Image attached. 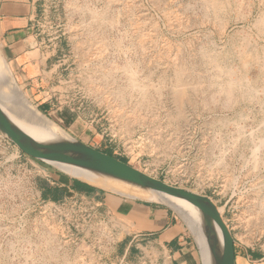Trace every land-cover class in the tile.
I'll return each instance as SVG.
<instances>
[{"label":"rangeland","instance_id":"1","mask_svg":"<svg viewBox=\"0 0 264 264\" xmlns=\"http://www.w3.org/2000/svg\"><path fill=\"white\" fill-rule=\"evenodd\" d=\"M258 4L42 0L34 35L48 60L47 90L26 89L6 64L31 106L74 138L209 197L244 264H264V147H255L264 140V41L254 47L245 36L264 10ZM249 6L252 17L234 24ZM230 80L241 85L227 89ZM39 164L48 166L0 134V264H176L168 244L138 235L101 200L46 198ZM76 180L102 197L167 210L202 264L194 234L171 206Z\"/></svg>","mask_w":264,"mask_h":264},{"label":"crops","instance_id":"2","mask_svg":"<svg viewBox=\"0 0 264 264\" xmlns=\"http://www.w3.org/2000/svg\"><path fill=\"white\" fill-rule=\"evenodd\" d=\"M41 1L0 0L1 51L19 82L33 92L40 89L46 91L48 87L46 79L48 60L42 55L37 36L34 35L38 6H41ZM44 103L47 104V100L41 99L40 105ZM39 166L41 167L39 169L43 171L44 179L42 194L49 200L61 202L68 197L78 195L83 198L91 197L94 200H101L109 213L126 218L138 228L139 230L136 231L138 235L147 233L160 239L163 244H168L176 264H198L195 261V250L188 236L167 210H151L140 202L115 198L108 194L102 197L99 190L91 186L87 187L83 181L72 179L51 167L41 166V164ZM235 264L244 263L235 259Z\"/></svg>","mask_w":264,"mask_h":264},{"label":"water","instance_id":"3","mask_svg":"<svg viewBox=\"0 0 264 264\" xmlns=\"http://www.w3.org/2000/svg\"><path fill=\"white\" fill-rule=\"evenodd\" d=\"M0 53L4 58L1 48ZM4 60L9 66L7 60L5 58ZM62 130L66 132L64 129ZM0 134L13 143L23 154L54 169L59 170L58 165H65L81 169L87 175L96 176L103 180H116L125 187L140 191L147 197L151 196L152 193L157 195L159 201H153L166 206L172 204L168 199L189 204L202 213L208 236L215 240L213 264H235L234 239L223 221L219 209L209 197L171 186L151 177L129 164L74 138L67 132L69 138L57 139L53 137L50 140L39 141L13 122L1 105ZM60 172L68 174L63 169Z\"/></svg>","mask_w":264,"mask_h":264},{"label":"bare ground","instance_id":"4","mask_svg":"<svg viewBox=\"0 0 264 264\" xmlns=\"http://www.w3.org/2000/svg\"><path fill=\"white\" fill-rule=\"evenodd\" d=\"M258 5L260 7H262L261 9H263L264 0H259ZM259 6H258V8H259ZM256 12H257V10H256ZM253 13H254V7L249 6L248 13L246 15H242V16L240 15L237 18H235L234 24H238L240 22H242V23L246 22L248 20V18L252 17ZM224 30H226V26L224 27L223 31ZM253 32H255L256 34H254ZM245 36L252 42L251 43L248 40L250 42V44H252L254 47H258L260 41H264V10L263 11L261 10L260 12L257 13V17L253 20L252 28L250 30V34L248 35L246 33ZM261 52H262L261 53V55H262L261 66H263L264 65V45L262 46ZM255 60L257 61V58ZM10 71L6 67V62L4 61V59L0 55V105H1L2 109L5 111V113L7 114V116L13 122H15L17 125H19L23 130H25L27 133H29L30 135H32L34 138L38 139L39 141L50 140L53 137L57 138V139L69 138V136L66 134V132H64L58 126V124L56 125L53 121H51L50 119H48V118L44 117L42 114H40L23 97L20 90L16 86ZM227 78H229V77H227ZM241 82L242 81H240V83ZM243 82L246 83L247 86L253 84L250 80H247V79H245V81H243ZM238 83H239L238 81L235 82L233 80H230V81L226 82V84L228 86H226V85L225 86L227 88L229 86L231 87V86L236 85ZM262 84H264V80L262 81ZM238 85L240 86L241 84H238ZM263 87H264V85H263ZM180 88H182V87H180ZM229 88H227V89H229ZM176 90H179V89H176ZM228 91L229 92H227V93H231L230 90H228ZM175 92H177V91H175ZM226 95H228V94H226ZM228 96H230V95H228ZM182 97H183V94H182ZM255 147L256 148L264 147V140H260L259 142H255ZM58 166L73 177L79 178L81 180H85L89 183L98 185V187L100 186V187L105 188L107 190H111V191H115V192H119V193H125L128 195H131L133 191L136 193H141L140 191H137L134 188L123 186L121 183H119L116 180H103V179H100L99 177H96V176L87 175L81 169L68 167L65 165H58ZM127 189L132 190V192L127 191ZM139 196H142V195H139ZM148 198L151 200H154V201H159L158 196L153 194V193L151 196H148ZM168 200L172 202L171 207L173 208V210L175 212H177L180 215V217H182L184 219L185 223L187 224L188 229L190 230V232L192 234H194L198 248H199V251H200V255H201L200 257H201L202 264H213L215 240H214V238H210L208 236L207 227H206L202 213L199 210L193 208L192 206H190L189 204H187L183 201L174 200V199H168ZM220 245H221V243H220Z\"/></svg>","mask_w":264,"mask_h":264},{"label":"trees","instance_id":"5","mask_svg":"<svg viewBox=\"0 0 264 264\" xmlns=\"http://www.w3.org/2000/svg\"><path fill=\"white\" fill-rule=\"evenodd\" d=\"M107 154V153H106ZM108 155H110V154H108ZM111 156V155H110ZM116 159H118V158H116ZM119 160V159H118Z\"/></svg>","mask_w":264,"mask_h":264}]
</instances>
